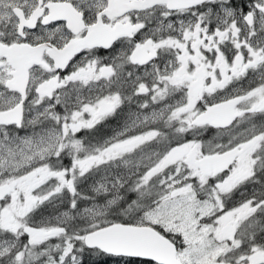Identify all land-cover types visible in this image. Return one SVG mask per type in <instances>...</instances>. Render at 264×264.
Returning a JSON list of instances; mask_svg holds the SVG:
<instances>
[{"label":"snow or ice","instance_id":"obj_1","mask_svg":"<svg viewBox=\"0 0 264 264\" xmlns=\"http://www.w3.org/2000/svg\"><path fill=\"white\" fill-rule=\"evenodd\" d=\"M86 255L264 264V0H0V264Z\"/></svg>","mask_w":264,"mask_h":264},{"label":"flooded vegetation","instance_id":"obj_2","mask_svg":"<svg viewBox=\"0 0 264 264\" xmlns=\"http://www.w3.org/2000/svg\"><path fill=\"white\" fill-rule=\"evenodd\" d=\"M101 51H102V50H101ZM98 127H100V126H98ZM115 127H116V124H115V121H114V120H112L111 122H107V123L105 124V126L102 127V134H104L105 137H107V136H111L112 133H113V130L115 129ZM79 135L83 136L84 133L82 132V133H80ZM209 138H210V137H209ZM237 199H239V198L237 197Z\"/></svg>","mask_w":264,"mask_h":264},{"label":"trees","instance_id":"obj_3","mask_svg":"<svg viewBox=\"0 0 264 264\" xmlns=\"http://www.w3.org/2000/svg\"><path fill=\"white\" fill-rule=\"evenodd\" d=\"M48 208V211L47 212H50V211H54V209H51L53 207L51 206H47ZM42 210H46V207H42ZM95 260V258L93 257H90V256H85V264H93V261ZM98 264H112V262L110 260H99L98 261Z\"/></svg>","mask_w":264,"mask_h":264},{"label":"rangeland","instance_id":"obj_4","mask_svg":"<svg viewBox=\"0 0 264 264\" xmlns=\"http://www.w3.org/2000/svg\"><path fill=\"white\" fill-rule=\"evenodd\" d=\"M49 206H51V205H49ZM42 207H43V206H42ZM51 207H52V206H51ZM58 207H59L60 211L66 210V209L64 208V206H62V205H60V206H58ZM51 209H54V211L47 212V211H48V208H47V207H46V210H45V211L42 210V209H41V210H38L37 215L39 216V215H40V212L42 211V212H43V216H42L41 218L47 219V218L53 216L54 214H56V209H55V208H51Z\"/></svg>","mask_w":264,"mask_h":264}]
</instances>
